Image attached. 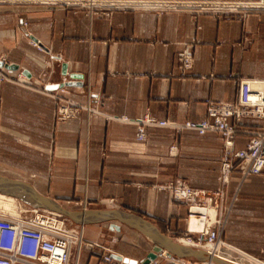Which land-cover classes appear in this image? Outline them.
Masks as SVG:
<instances>
[{
  "label": "crops",
  "instance_id": "crops-1",
  "mask_svg": "<svg viewBox=\"0 0 264 264\" xmlns=\"http://www.w3.org/2000/svg\"><path fill=\"white\" fill-rule=\"evenodd\" d=\"M193 38L200 42L183 79L177 56ZM0 67L20 76L9 81L0 74V183L19 182L62 207L82 224L86 242H102L124 264L199 259L200 252L176 241L187 229L188 209L165 186L179 179L220 187L222 135L148 126L140 141L137 125L118 117L197 122L207 116V100L237 102L240 79L264 80V11L245 19L155 9L96 14L0 0ZM62 87L101 113L57 121L53 95ZM262 126L264 119L244 121L248 129ZM248 140L239 135L236 148ZM0 189L28 196L12 185ZM228 198L233 206L222 240L264 260V172L233 171ZM103 253L84 245L79 264H100Z\"/></svg>",
  "mask_w": 264,
  "mask_h": 264
},
{
  "label": "built area",
  "instance_id": "built-area-1",
  "mask_svg": "<svg viewBox=\"0 0 264 264\" xmlns=\"http://www.w3.org/2000/svg\"><path fill=\"white\" fill-rule=\"evenodd\" d=\"M43 3L86 10L89 13L110 14L114 10L155 9L187 11L195 16L209 14L217 18L245 19L264 11V0H39ZM200 42L193 38L185 42L177 56L178 76L186 78L194 65V48ZM39 45L38 41L33 42ZM3 71V67H0ZM3 80L16 81L19 77L0 73ZM237 102L207 100V116L201 121L177 123L158 120L147 114L140 119L120 116L118 119L138 127L137 139L148 138V126L170 127L177 131L194 129L200 134L217 131L223 138L220 187L199 189L183 180L171 181L165 186L176 202L186 205L187 229L176 238L187 240L200 252L199 259L170 255L166 264H264L247 253L237 251L222 240L233 203L228 198V185L233 171L244 175L264 172V126L255 129L244 127L246 119H264V80L240 79ZM66 87L54 92L55 118L65 122L79 117L83 112L101 113L91 103H82L66 95ZM249 135L243 148H236L239 135ZM16 215L0 211V264H79L80 251L85 245L104 251L100 264H124L110 247L99 241L86 242L82 224L64 213L43 207L40 203L26 201ZM229 249L238 254L232 259L225 254ZM165 255V253H160ZM226 257V258H225ZM225 262V263H224ZM240 262V263H239Z\"/></svg>",
  "mask_w": 264,
  "mask_h": 264
},
{
  "label": "bare ground",
  "instance_id": "bare-ground-1",
  "mask_svg": "<svg viewBox=\"0 0 264 264\" xmlns=\"http://www.w3.org/2000/svg\"><path fill=\"white\" fill-rule=\"evenodd\" d=\"M0 184H8V185H12L13 186V188L14 189H23V190H25L26 191V194L29 196V197H31V199L30 198H28V196L27 197H25L26 199H30V201H38L37 199H36V197H35V195H34V193L31 191V190H29L28 189V187H26L25 185H23V184H19V182L18 183H16V182H12V183H4V182H2V183H0ZM2 186V185H1ZM13 194H15V193H13ZM16 195H18V194H16ZM14 201H13V199L11 198V197H9V196H7V195H4V194H2V193H0V203H2V205L4 206V207H6V208H8V209H10V210H13V211H16L15 210V204L13 203ZM47 203V202H46ZM48 204V203H47ZM52 205H56L55 203L54 204H52ZM181 241H183V243L184 244H186V245H190V243L187 241V240H181ZM185 246V245H184ZM226 258V257H225ZM240 263V262H239ZM258 264H260V263H258Z\"/></svg>",
  "mask_w": 264,
  "mask_h": 264
},
{
  "label": "rangeland",
  "instance_id": "rangeland-1",
  "mask_svg": "<svg viewBox=\"0 0 264 264\" xmlns=\"http://www.w3.org/2000/svg\"><path fill=\"white\" fill-rule=\"evenodd\" d=\"M0 193L11 197L13 199V201H14L13 203L15 204V210L16 211H13V210H10V209L4 207L2 205V203H0V211L4 212L6 214L8 213V214L17 216L20 213V211L22 210V208L25 207L24 204L26 203V201H30V199H25V198H23L20 195H16V194H13V193H8V192H3V190H1V189H0ZM231 213H232V209H231V212H230V216H231ZM181 243H182L181 245H186V244L183 243V241H181ZM262 261H264V260H262Z\"/></svg>",
  "mask_w": 264,
  "mask_h": 264
},
{
  "label": "water",
  "instance_id": "water-1",
  "mask_svg": "<svg viewBox=\"0 0 264 264\" xmlns=\"http://www.w3.org/2000/svg\"><path fill=\"white\" fill-rule=\"evenodd\" d=\"M35 197H36V195H35ZM36 199L38 200V197H36ZM37 202L40 203L45 208L52 209V210H57V211H60V212L64 213L65 215H69V216L71 215L72 216V214L68 213L65 209H63L62 207L58 206L57 204L56 205H52V204L50 205V203L49 204H46V203H44V201H41L40 199ZM111 228H114V226L111 225ZM116 228L119 229L118 227H116ZM149 258L155 260L157 258V255L154 254V253L153 254H150L149 255ZM129 261L131 263H137V261H132V260H129ZM150 262H151V260H148L147 261V263H150ZM225 264H231V263H225Z\"/></svg>",
  "mask_w": 264,
  "mask_h": 264
}]
</instances>
